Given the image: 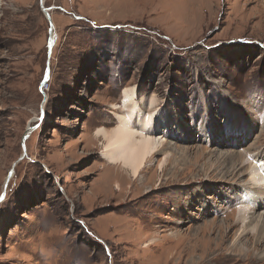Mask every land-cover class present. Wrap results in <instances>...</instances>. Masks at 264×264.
I'll return each mask as SVG.
<instances>
[{
  "label": "rangeland",
  "instance_id": "1",
  "mask_svg": "<svg viewBox=\"0 0 264 264\" xmlns=\"http://www.w3.org/2000/svg\"><path fill=\"white\" fill-rule=\"evenodd\" d=\"M43 5L50 36L40 0H0V264H264L228 250L240 181L200 171L264 152V0ZM125 87L155 97L149 133L184 170L169 179L157 153L153 185L115 197L94 132Z\"/></svg>",
  "mask_w": 264,
  "mask_h": 264
},
{
  "label": "bare ground",
  "instance_id": "2",
  "mask_svg": "<svg viewBox=\"0 0 264 264\" xmlns=\"http://www.w3.org/2000/svg\"><path fill=\"white\" fill-rule=\"evenodd\" d=\"M121 97L122 104L113 105V108L119 109L113 112L115 125L112 128L98 127L94 132L95 137L102 139L100 154L107 162L105 168L112 171V183H114L112 190L115 191L113 192L115 197L126 196L153 185L155 176L158 175L156 169L151 175L149 171H145L152 169V166L147 163L157 153L162 156L157 162V169L163 175L167 170V163L172 161V166L167 173L169 179H174L179 171L184 170V167L177 166L180 162L179 157L184 158L179 154L180 150L174 152L172 146H169L170 143H164L162 136L150 134L151 131L155 133L153 127L155 97L152 96L148 101L137 100L133 89L128 87L123 89ZM134 122L137 128L132 125ZM181 152L184 150L181 149ZM200 169L206 178L208 173L214 170L220 179L229 178L240 181V184H236L239 185L237 188L233 186L235 190L231 188L237 212L233 213L234 234L229 242L228 250L242 256L249 254L258 261L264 262V152H260L258 147L251 146L246 158L238 160L233 154L217 150L209 153L207 166ZM245 174L248 177L242 180ZM116 176H118L117 179L114 178ZM126 183L128 192L125 190ZM191 197V200H197L195 193H192Z\"/></svg>",
  "mask_w": 264,
  "mask_h": 264
},
{
  "label": "water",
  "instance_id": "3",
  "mask_svg": "<svg viewBox=\"0 0 264 264\" xmlns=\"http://www.w3.org/2000/svg\"><path fill=\"white\" fill-rule=\"evenodd\" d=\"M40 7H41V10L42 12L45 14L47 20H48V23H49V36L51 34V32H53V23H52V20H51V15H50V12H49V8L45 7L43 5V0H40ZM53 41H54V38L53 36H51V38L49 39V45H48V51H47V55L48 57L50 56V52H51V47H52V44H53ZM26 135L23 136V140L25 139ZM24 156V149H23V152H22V155L19 156V158L13 163L12 167L19 161L21 160V158ZM12 170L13 168L10 169V171L8 172L7 176H6V179H5V183H4V188L6 186V183L8 182L9 178L11 177L12 175ZM0 195H3L4 196V192H2Z\"/></svg>",
  "mask_w": 264,
  "mask_h": 264
},
{
  "label": "snow or ice",
  "instance_id": "4",
  "mask_svg": "<svg viewBox=\"0 0 264 264\" xmlns=\"http://www.w3.org/2000/svg\"><path fill=\"white\" fill-rule=\"evenodd\" d=\"M3 199H4V196L0 195V201H3Z\"/></svg>",
  "mask_w": 264,
  "mask_h": 264
}]
</instances>
